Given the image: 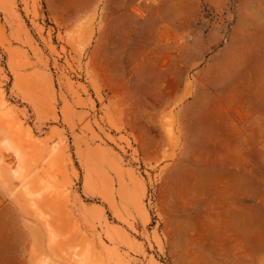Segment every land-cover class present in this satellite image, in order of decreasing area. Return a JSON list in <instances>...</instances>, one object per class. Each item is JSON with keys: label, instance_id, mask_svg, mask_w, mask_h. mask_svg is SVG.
<instances>
[{"label": "rangeland", "instance_id": "1", "mask_svg": "<svg viewBox=\"0 0 264 264\" xmlns=\"http://www.w3.org/2000/svg\"><path fill=\"white\" fill-rule=\"evenodd\" d=\"M0 264H264V0H0Z\"/></svg>", "mask_w": 264, "mask_h": 264}]
</instances>
